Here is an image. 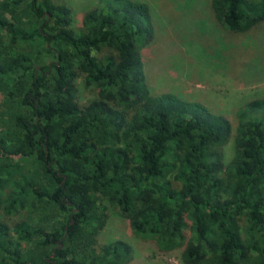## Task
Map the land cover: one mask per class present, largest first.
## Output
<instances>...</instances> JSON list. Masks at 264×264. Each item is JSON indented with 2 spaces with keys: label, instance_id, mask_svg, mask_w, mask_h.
<instances>
[{
  "label": "trees",
  "instance_id": "trees-1",
  "mask_svg": "<svg viewBox=\"0 0 264 264\" xmlns=\"http://www.w3.org/2000/svg\"><path fill=\"white\" fill-rule=\"evenodd\" d=\"M209 8L233 34L264 20V0ZM70 22L57 0H0V264H125L126 242L97 240L108 209L181 264H264V95L232 129L151 94L144 2L96 0ZM78 77L94 95L83 104Z\"/></svg>",
  "mask_w": 264,
  "mask_h": 264
},
{
  "label": "rangeland",
  "instance_id": "rangeland-1",
  "mask_svg": "<svg viewBox=\"0 0 264 264\" xmlns=\"http://www.w3.org/2000/svg\"><path fill=\"white\" fill-rule=\"evenodd\" d=\"M71 9L72 28L96 0H57ZM150 6L153 35L140 48L142 71L151 94L169 92L198 102L225 117L233 129L235 112L246 101L264 95V20L245 33L227 32L212 16L209 0H137ZM80 104L94 97L75 79ZM231 136L222 146L231 155ZM97 240L126 242L125 264H181L177 252L160 254L153 243L135 236L127 220L108 209Z\"/></svg>",
  "mask_w": 264,
  "mask_h": 264
}]
</instances>
